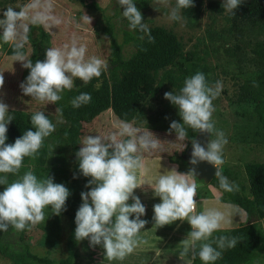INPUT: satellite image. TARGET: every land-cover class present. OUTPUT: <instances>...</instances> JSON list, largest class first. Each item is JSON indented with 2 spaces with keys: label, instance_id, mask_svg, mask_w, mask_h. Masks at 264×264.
Instances as JSON below:
<instances>
[{
  "label": "clouds",
  "instance_id": "1",
  "mask_svg": "<svg viewBox=\"0 0 264 264\" xmlns=\"http://www.w3.org/2000/svg\"><path fill=\"white\" fill-rule=\"evenodd\" d=\"M157 2L166 4L167 0ZM243 2L223 0L222 6L226 12L235 15L234 9ZM117 3L123 8L122 16L127 20L129 28L145 32L152 40L150 29L143 22L142 13L134 0H117ZM193 6V0H176L169 19L180 20V10ZM39 7L40 0H31L19 11L7 8L3 13L4 18L0 19V42L12 44L13 61L22 62V67L30 70L25 81L20 84L22 93L45 105L56 104L62 99L61 93L73 88L75 79H80L86 85L93 78H99L108 65L104 59L94 55L86 58L87 47L77 45L75 41L71 46L47 48L45 58L33 64L22 51L26 40L24 34L29 30L24 21L43 25L46 29L61 23L60 19L50 14L51 0H47L43 12L38 11L29 17L28 12ZM91 19L88 15L84 17V21L90 24ZM21 28L23 34L19 31ZM4 82L3 74L0 73V88ZM221 91L222 85L219 82L214 87L209 86L205 75L197 72L185 79L178 94L165 92L164 98L178 109L182 119V123L173 120L168 132L174 130L176 140L179 141L186 140V127L210 136L214 133L215 138L209 139L207 149L196 139L191 141L190 162L196 165L206 161L214 165L217 168L215 177L219 187L226 192H233L237 186L230 183L220 169L224 162L223 148L228 141L223 131L215 128L212 120L215 110L212 101ZM90 101V94L81 93L71 103L74 108H79ZM56 111L60 112V109ZM8 112L9 106L0 100V173L18 174L24 158H34L44 139L55 131L56 126L43 111H37L30 118L33 127L17 137L14 143H6L7 126L13 120ZM117 127L118 133L86 136L76 152L80 173L90 177L86 187H94L81 193L82 204L75 213V240L80 242L87 239L91 247L101 246L108 261H122L140 244L147 243L140 237L141 230L147 224L146 220L141 219L146 214V207L139 196L135 195V190L148 185L153 195L161 201L153 205L152 219L156 229L178 220L187 221L190 225L191 230L186 238L179 242L180 259L183 260L191 253L193 258L198 255L203 264H215L222 250L235 247L238 239L226 236L213 238V233L227 222L225 213L215 208L195 212L197 184L189 176V173L194 174V169L187 173L172 169L146 183L137 175L144 170L141 153L159 149V139L151 131L139 133V130L126 122H120ZM125 136L128 139L119 138ZM0 185L6 186L0 191V231H7L10 226L17 231L34 227L45 221L44 209L48 207L52 214L59 216L66 210V201L70 195V190L62 183H55L50 175L38 179L31 170L11 183L7 175L0 176Z\"/></svg>",
  "mask_w": 264,
  "mask_h": 264
},
{
  "label": "rangeland",
  "instance_id": "2",
  "mask_svg": "<svg viewBox=\"0 0 264 264\" xmlns=\"http://www.w3.org/2000/svg\"><path fill=\"white\" fill-rule=\"evenodd\" d=\"M198 1L200 8L197 13L187 16L180 10L181 19L173 21L169 19V16L176 6V0H167L166 4L158 3L157 0H134L136 7L142 13L143 22L147 24L148 28L162 26L171 30L183 45V53L178 58V62L165 72L166 76L171 75L174 80L165 79L166 87L162 88L156 97L149 99L144 108L148 112L168 108L169 113L165 119L168 127L173 120L182 123L178 109L164 98V93L172 91L174 94H178L184 86L185 79L197 72L203 73L205 71L204 75L209 86L214 87L219 82L222 85V91L212 101L215 109L212 120L215 128L223 131L228 141L223 148L224 162L220 165V169L227 173L233 184L248 194L244 164L249 161H264V130L254 112L255 100L246 92L247 89L251 90L256 79L264 74V65L259 61L256 53L259 45L264 46V25L259 22L241 20L226 12L224 8L222 13H215L207 7L210 1H218L222 4L223 0ZM30 2L31 0H0V19L4 18L3 13L7 8L19 11ZM46 2L47 0H40L41 7L30 10L28 12L29 17L38 11L43 12V6ZM96 2L101 8L100 11L90 9L77 0H51L50 14L60 19L61 23L51 29L43 27L51 34V47L71 46L75 41L77 45L87 47L86 58L93 55L97 56L104 59L109 66L110 36L103 30V27L108 22L110 23L114 39L122 45L124 58L133 54L135 44L123 42V31L134 30L129 28L127 20L123 18V8L119 6L117 0H96ZM87 15L92 18L91 24L84 21V17ZM24 23L31 24L29 20L24 21ZM19 31L23 34L22 28ZM25 42L24 54L29 58L31 45L26 40ZM9 45V43L0 42V73L3 74L5 81L3 87L0 88V100L9 106V111L12 109H21L27 113L43 111L55 124V131L46 139L48 156L44 169L40 170L41 173L46 174L50 168L58 166L69 168L72 155L62 135V129L66 127V122L61 119L54 104L45 105L22 93L20 84L23 82L24 67H22V62L13 61V55L7 53ZM180 76H183V79ZM61 96V100L67 101L71 97V93L65 90ZM120 122L125 121L117 118L109 108L84 125L82 140L88 135L107 136L111 133H118L117 125ZM126 123L139 130V133L151 131L159 139L160 148L142 152V158L167 159L169 162L173 161L178 170L183 173L191 170L184 158L188 149L184 151L187 139L185 141L176 140L174 130L169 133L168 131L143 128L139 127L134 120ZM119 138L123 139L124 137ZM214 138V133L211 136L207 134V143L209 139ZM33 168L34 165L26 164L22 165L18 174L0 173V176L7 175L8 182L11 183L22 177L27 171H33ZM140 173H137L138 178H141ZM189 175L197 181L205 182L194 174L189 173ZM38 179L43 178L38 175ZM5 187V185H0V191H3ZM202 193H205L204 189ZM135 195L141 196L139 188L135 190ZM148 199L150 204L161 202L160 198L156 199V197H148ZM225 204L239 208L237 205L228 202ZM239 209L243 211L241 208ZM152 211L153 209H150L151 213ZM44 212L45 221L34 227L29 226L23 231H17L10 226L7 231H0V244L17 248L15 242L21 240L28 244L32 253L47 257L54 263L65 257L68 253L66 219L64 216L52 214L50 207L45 208ZM232 212L233 210L229 216H226L229 222H239L245 217V214L231 216ZM247 221L248 218L245 217L240 224ZM260 222L264 228V218H261ZM153 224L152 219L151 224L147 223L142 229L140 237L146 233L143 230L153 229ZM174 226H176V222L153 230L162 234L161 232H168ZM182 230L183 226L179 230L176 229L177 232ZM97 247L100 251L91 247L88 240L86 245L83 242L79 243L76 248L79 261L82 264H144L150 260L154 251L150 247L145 248V244L142 243L124 260L108 261L104 257V249L99 245ZM0 264L13 263L9 257L0 253ZM252 264H264V253Z\"/></svg>",
  "mask_w": 264,
  "mask_h": 264
},
{
  "label": "trees",
  "instance_id": "3",
  "mask_svg": "<svg viewBox=\"0 0 264 264\" xmlns=\"http://www.w3.org/2000/svg\"><path fill=\"white\" fill-rule=\"evenodd\" d=\"M77 1L90 9L101 10L96 0ZM193 3V7L181 9L184 15L189 16L197 13L200 2L193 0ZM207 7L215 13L223 12V6L218 1H210ZM234 13V17L241 20L259 22L264 25V0H244L237 9H234ZM28 28L25 35L26 41L31 45L29 58L34 64L37 60L42 61L45 58L46 49L51 47V34L43 25L29 24ZM149 29L152 40L149 39L148 34L138 29L123 31V42L135 44L133 54L124 58L122 45L114 39L112 26L108 22L103 27V30L110 36L108 68L102 71L99 78H93L86 85L80 79H75L73 88L68 90L71 97L67 101L59 100L54 104L57 109H60L58 113L61 119L66 122V127L62 129V135L72 155L70 167L58 166L50 168L46 174L40 172L44 169L47 161V137L36 156L34 158L25 157L22 165H34L32 172L37 178L38 175L43 179L50 175L54 178L55 183H62L70 190L66 201V210L60 214L66 219L68 253L54 263L47 257L32 253L28 244L21 240L15 242L17 248L0 244V253L9 257L13 264H82L78 259L76 248L81 242L86 245L87 239L77 242L74 238V230L76 227L75 213L82 204L81 193L89 191L91 187H86L90 177H84L80 173L76 157V152L81 147L85 124L92 121L101 112L111 108L117 118L122 121L134 120L139 127L168 131L169 127L165 119L169 109L148 112L144 107L149 99L156 97L162 88L166 87L165 79L174 80L171 75L166 76L165 72L178 62V58L183 53V45L171 30L162 26H153ZM25 43L22 49L24 53ZM7 53L13 55L12 44L7 48ZM256 53L259 61L264 65V46L259 45ZM29 71L24 68L23 81ZM180 77L183 79V76ZM246 92L255 100L254 112L264 130V74L259 76L254 87L251 90L247 89ZM81 93L90 94L91 101L79 108H74L71 101ZM32 114L34 113H27L21 109L9 111L8 115L12 116L13 120L7 126L8 139L6 143H14L17 137L22 136L24 132L33 127L30 123ZM186 131L187 143L184 151L192 144L191 141L197 134L191 128L186 127ZM123 139H128V137L125 136ZM244 172L248 194L239 187L233 192L224 191L219 187V181L215 176L210 181V184L221 192V201L238 205L248 218L246 223L230 229L219 230L213 234V238L226 236L238 239L235 247L222 250V255L215 261V264H252L264 253V228L260 222V219L264 218V161L246 162ZM222 174L232 183L224 170ZM142 203L144 204V202ZM251 220L254 221L251 222ZM213 247L216 245L213 244ZM189 264H203V262L197 255L195 258L192 257Z\"/></svg>",
  "mask_w": 264,
  "mask_h": 264
},
{
  "label": "crops",
  "instance_id": "4",
  "mask_svg": "<svg viewBox=\"0 0 264 264\" xmlns=\"http://www.w3.org/2000/svg\"><path fill=\"white\" fill-rule=\"evenodd\" d=\"M142 159L144 161V170L140 174L141 179H143V181H145L146 183L153 181L157 176L167 173L172 169L183 173L182 171L178 170L174 162H169V160L167 159L156 157H144ZM190 178L197 184V196L194 198L197 201L195 207L196 213H200L206 208H215L225 213L226 216L230 215L231 210H233L231 216H240L245 214L244 211H241L239 209L240 207L238 205L237 206L239 208L230 206L229 204H225L224 201H221V192L210 183H202L201 181H197L192 177ZM92 187H94V185H92ZM203 189L205 190V193H202ZM139 190L141 191V196H139L140 200L141 202H144L146 207V214L142 216L141 219H144L147 221V223L151 224L153 217V211L152 213L150 212V209H153V206L151 205H154L157 202L150 204V202L148 201V197L155 196L153 195L152 189L148 185H144L142 188H139ZM142 194H145L147 196H144ZM157 198L159 197H156V199ZM245 217L239 222H229L227 220V222L222 225L221 229L225 230L233 228L234 226L236 227L240 225V222L243 221ZM182 226L183 230L181 232H177L176 229L179 230V228ZM154 228L155 227H153V229ZM173 228L168 232H161L162 234L155 232L152 228H149L146 231L143 230L146 233L144 236H141V238L147 241V244L144 243L145 248L150 247L152 250H154L150 260H148L144 264H189L192 261L191 253L188 256L184 257L183 260H181L179 257V251L181 250L179 242L182 239L186 238L187 233L191 230L189 223L187 221L178 220L176 221V226H174ZM95 248L98 249L97 246H95Z\"/></svg>",
  "mask_w": 264,
  "mask_h": 264
},
{
  "label": "water",
  "instance_id": "5",
  "mask_svg": "<svg viewBox=\"0 0 264 264\" xmlns=\"http://www.w3.org/2000/svg\"><path fill=\"white\" fill-rule=\"evenodd\" d=\"M195 139L201 144V146L207 149V133H197ZM191 152L192 144L188 147L186 153L184 154V158L187 160L190 169H194V174L196 177L201 178L207 183H210L212 178L215 176L217 168L206 161H201L196 165L191 164ZM252 221L254 220H251V222Z\"/></svg>",
  "mask_w": 264,
  "mask_h": 264
}]
</instances>
